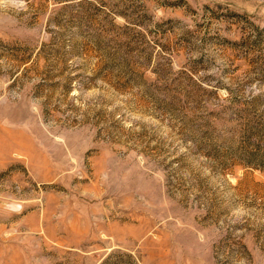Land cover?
Segmentation results:
<instances>
[{
	"label": "rangeland",
	"instance_id": "rangeland-1",
	"mask_svg": "<svg viewBox=\"0 0 264 264\" xmlns=\"http://www.w3.org/2000/svg\"><path fill=\"white\" fill-rule=\"evenodd\" d=\"M0 264H264V0H0Z\"/></svg>",
	"mask_w": 264,
	"mask_h": 264
}]
</instances>
